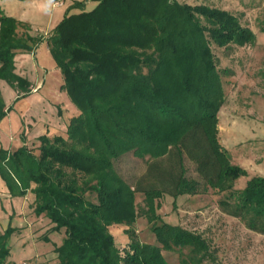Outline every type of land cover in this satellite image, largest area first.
<instances>
[{
  "label": "trees",
  "instance_id": "1",
  "mask_svg": "<svg viewBox=\"0 0 264 264\" xmlns=\"http://www.w3.org/2000/svg\"><path fill=\"white\" fill-rule=\"evenodd\" d=\"M95 1L86 10L73 0L79 10L67 12L49 33L0 9V79L17 91V99L29 93L28 80L14 72L13 57L45 42L62 76L60 88L77 110L65 134H43L33 146L10 151L0 148L5 189L10 198L33 195L32 212L46 217L44 241L53 232L63 234L60 244L53 243L54 264H170L162 250L179 251V264H220L200 233L162 220L156 212L162 189L131 185L114 161L131 153L149 162L172 147L201 143L191 155L206 183L202 192L207 186L227 190L219 201L222 210L264 235V176L247 177L243 187L234 188L246 169L232 164L217 138L228 69L218 68L213 51L253 45L255 32L235 13L205 2ZM259 29L264 32V20ZM6 111L0 94V120ZM174 184V196L200 191L183 171ZM140 215L156 244L137 239L132 226ZM112 225L127 228V247ZM14 230H0V264L8 262Z\"/></svg>",
  "mask_w": 264,
  "mask_h": 264
},
{
  "label": "rangeland",
  "instance_id": "2",
  "mask_svg": "<svg viewBox=\"0 0 264 264\" xmlns=\"http://www.w3.org/2000/svg\"><path fill=\"white\" fill-rule=\"evenodd\" d=\"M84 1L89 3L85 6ZM179 1L205 2L224 8L235 13L242 24L250 26L255 32L256 42L253 45H234L213 50L218 68L228 69L222 75L225 100L218 112L217 138L222 149L230 154L232 164H239L246 169L247 175L235 181L234 188L239 189L246 184L247 177L264 176V32L259 29V23L264 20V0ZM79 2H82L86 10L97 3L95 0ZM39 75L44 83L42 89L50 102L62 103L61 107L58 105L56 118L66 121L67 114L75 109L66 91L58 87L57 74L47 69ZM201 145L189 141L187 147L183 144L172 147L165 157L149 162L131 153L125 154L114 161V168L133 186L142 189L155 186L162 189V196L158 198L159 207L156 209L162 220L200 233L209 242L220 264H264V235L250 231L220 207L219 201L226 197L228 191L219 192L207 186L206 191L202 192L206 183L191 155L198 154L203 147ZM189 147L190 151L187 150ZM182 171L186 177L199 183L200 191L197 194L173 195L174 183ZM142 198V192L136 193L138 207L143 205ZM6 200L1 199L0 203L14 208L10 217L6 208L0 211V230L7 226L16 228L9 240L11 251L7 264H54L56 254L53 243L60 244L63 234L53 232L48 242L43 240V236L48 234L43 224L46 217H38L32 212L29 195L26 198L13 197L9 203ZM132 228L140 242L157 243L144 216L140 215ZM110 229L116 239L127 247V228L112 225ZM162 255L170 264H179L183 258L177 250H162Z\"/></svg>",
  "mask_w": 264,
  "mask_h": 264
},
{
  "label": "crops",
  "instance_id": "3",
  "mask_svg": "<svg viewBox=\"0 0 264 264\" xmlns=\"http://www.w3.org/2000/svg\"><path fill=\"white\" fill-rule=\"evenodd\" d=\"M88 3L84 1L85 6ZM0 9L7 15L30 24L32 30L40 33H49L67 12L76 13L79 10L78 7H74V2L71 0H66L62 6L55 5L53 0H0ZM49 53L47 44L41 42L34 52L21 51L14 55V72L25 77L29 82L30 92L21 98L17 99V91L6 81L0 79V94L5 110H7L0 120V148L10 151L24 145L34 144L43 134L49 136L64 134L69 118L77 114L73 105L75 111L67 114L66 121L60 120L59 117L56 118L58 105L61 107L62 103L50 102L42 89L44 83L41 82L39 73L43 70H54L58 76V87L62 83L60 71ZM28 195L32 200L33 195L31 193ZM5 198L9 203L13 197L10 198L0 178V200ZM5 208L10 217L14 207H10L11 210L7 206ZM14 212L18 213L16 210Z\"/></svg>",
  "mask_w": 264,
  "mask_h": 264
},
{
  "label": "built area",
  "instance_id": "4",
  "mask_svg": "<svg viewBox=\"0 0 264 264\" xmlns=\"http://www.w3.org/2000/svg\"><path fill=\"white\" fill-rule=\"evenodd\" d=\"M66 0H53V3L55 5H58V6H62V4L65 2ZM73 1V0H71Z\"/></svg>",
  "mask_w": 264,
  "mask_h": 264
}]
</instances>
